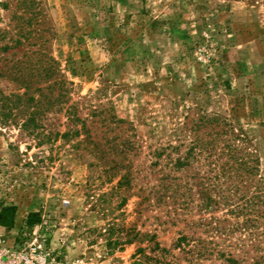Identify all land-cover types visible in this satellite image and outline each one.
Returning a JSON list of instances; mask_svg holds the SVG:
<instances>
[{"label": "rangeland", "instance_id": "rangeland-1", "mask_svg": "<svg viewBox=\"0 0 264 264\" xmlns=\"http://www.w3.org/2000/svg\"><path fill=\"white\" fill-rule=\"evenodd\" d=\"M0 1L5 43L30 12ZM36 2L70 99L32 132L28 106L0 119V209L16 208L0 246L36 245L46 264H250L264 249V203L241 210L264 186V0ZM228 144L251 173L225 171Z\"/></svg>", "mask_w": 264, "mask_h": 264}, {"label": "trees", "instance_id": "trees-1", "mask_svg": "<svg viewBox=\"0 0 264 264\" xmlns=\"http://www.w3.org/2000/svg\"><path fill=\"white\" fill-rule=\"evenodd\" d=\"M20 7L24 8V11L30 12V17L24 19L20 16L17 18L18 24L16 25L17 32L15 37H9L5 43L3 40L6 38L7 31L0 28V80H5L12 84L14 88L9 92H5L0 87V119L7 121L9 116L13 115V108L19 107L21 105L28 106L31 111L25 113L26 119L23 121L22 125L28 132L34 131L33 128H37V121L40 117H44L49 111L56 108L58 110L62 109L65 104L68 103L70 99L71 88L69 81L63 77L59 72L56 61L44 51V44L41 42L45 30L40 28V21L37 19L39 12L36 10L37 2L36 0H17ZM8 3L6 1H0V7L7 8ZM26 46V50L21 56H18L16 51H13L10 55L7 52L11 49H16L20 46ZM32 47H37L32 49ZM75 104H69L65 108V113L68 114V118L72 121H77L78 117L75 112ZM15 116V115H14ZM211 119L207 121L201 120L199 124H204L203 122L209 123H219L222 121L219 115H214ZM222 124L227 125L226 122ZM227 131V128L225 129ZM231 134H234L233 129H228ZM236 139H239L235 136ZM126 141V146L128 145ZM194 144V143H193ZM209 144V143H208ZM196 147V146H195ZM213 147V145H212ZM211 147V148H212ZM194 146L189 147L192 151ZM227 149V160L224 162L227 170L232 168L231 162H238L241 166V170L246 173H251L250 167L247 166V162L243 157L237 156L232 153L234 150L232 145L228 144L225 146ZM184 159H177L175 161L176 167H181L185 165ZM256 169V168H255ZM126 181L128 179L126 177ZM237 189V187H235ZM256 193L250 195L244 199L245 205H241V210L250 208L253 209V213L257 212L259 209L256 206L264 203V186L261 183L255 186ZM247 192L244 191L242 196L246 195ZM228 195H224L226 200ZM229 199V198H228ZM16 208L14 205L3 206L0 209V224L8 227H12L14 223V215ZM237 212H241L240 210ZM5 213V215H3ZM34 212L28 214V222L33 223L35 217ZM263 217V215H260ZM259 216V218H260ZM257 218H246L244 223H242L243 228L256 227ZM264 233V231H262ZM262 235V234H261ZM155 235H151L150 238H154ZM260 236V235H258ZM259 244H263L264 240L261 241L256 238ZM185 240L184 236L178 239L177 244H181ZM154 249L165 250L159 247L157 242H154ZM257 254L251 257L252 262L250 264H264V249L263 247L257 248ZM143 248H138L137 252H143ZM220 256L224 257L226 261L231 263H237V259L230 257L229 255L225 257V253H221ZM136 264L140 263L138 260ZM147 264V263H146ZM169 264V263H166Z\"/></svg>", "mask_w": 264, "mask_h": 264}, {"label": "built area", "instance_id": "built-area-1", "mask_svg": "<svg viewBox=\"0 0 264 264\" xmlns=\"http://www.w3.org/2000/svg\"><path fill=\"white\" fill-rule=\"evenodd\" d=\"M45 259V255L36 245L15 250L0 246V264H46Z\"/></svg>", "mask_w": 264, "mask_h": 264}]
</instances>
